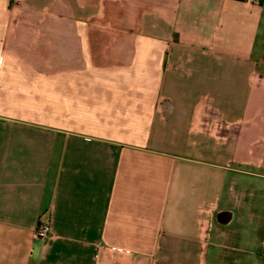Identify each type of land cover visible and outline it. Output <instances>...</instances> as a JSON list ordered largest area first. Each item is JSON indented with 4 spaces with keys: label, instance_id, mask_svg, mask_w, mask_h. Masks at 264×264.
Listing matches in <instances>:
<instances>
[{
    "label": "crops",
    "instance_id": "obj_1",
    "mask_svg": "<svg viewBox=\"0 0 264 264\" xmlns=\"http://www.w3.org/2000/svg\"><path fill=\"white\" fill-rule=\"evenodd\" d=\"M0 264H264V0H0Z\"/></svg>",
    "mask_w": 264,
    "mask_h": 264
},
{
    "label": "built area",
    "instance_id": "obj_2",
    "mask_svg": "<svg viewBox=\"0 0 264 264\" xmlns=\"http://www.w3.org/2000/svg\"><path fill=\"white\" fill-rule=\"evenodd\" d=\"M51 235L50 222L47 219H39L35 227V237L38 239H46Z\"/></svg>",
    "mask_w": 264,
    "mask_h": 264
},
{
    "label": "rangeland",
    "instance_id": "obj_3",
    "mask_svg": "<svg viewBox=\"0 0 264 264\" xmlns=\"http://www.w3.org/2000/svg\"><path fill=\"white\" fill-rule=\"evenodd\" d=\"M254 186H257V184L252 183V184H251V187H252V188H251L248 192L254 194V192H255V190H254L255 188L253 189Z\"/></svg>",
    "mask_w": 264,
    "mask_h": 264
}]
</instances>
